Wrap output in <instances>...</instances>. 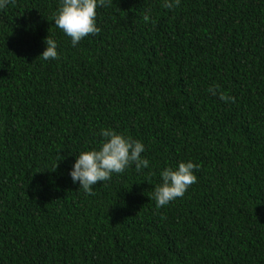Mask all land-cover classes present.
<instances>
[{"label": "trees", "instance_id": "16d2710c", "mask_svg": "<svg viewBox=\"0 0 264 264\" xmlns=\"http://www.w3.org/2000/svg\"><path fill=\"white\" fill-rule=\"evenodd\" d=\"M163 2L112 0L75 47L60 0L0 9V264H264V0ZM101 129L150 166L88 195L70 172ZM188 161L197 183L157 209Z\"/></svg>", "mask_w": 264, "mask_h": 264}, {"label": "clouds", "instance_id": "9594fccd", "mask_svg": "<svg viewBox=\"0 0 264 264\" xmlns=\"http://www.w3.org/2000/svg\"><path fill=\"white\" fill-rule=\"evenodd\" d=\"M111 2L112 0H60L58 12L52 19L55 26L71 38L72 46L75 47L84 38L100 34L101 29L96 22L97 9L110 6ZM10 3L14 4L15 0H0V9L6 8ZM179 4L180 0H164L162 7L172 10ZM143 19L148 22L150 15L143 14ZM44 43L46 50L39 58L45 61L59 60L56 41L48 36ZM218 89L219 85H216L208 91L225 103L235 102L234 97ZM99 135L103 137L99 149L81 152L70 172L73 183H78L80 190L88 195H94V186L111 180L113 174H123L133 165L138 173L150 166V162L141 155L145 147L139 140L126 138L111 129H101ZM198 169L199 165L188 161L180 162L175 170L171 167L163 170L160 174L162 183L152 193L157 209L182 198L188 188L197 183L194 173Z\"/></svg>", "mask_w": 264, "mask_h": 264}]
</instances>
